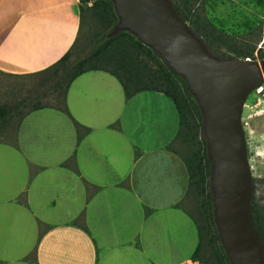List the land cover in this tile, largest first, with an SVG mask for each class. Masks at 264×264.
<instances>
[{
    "label": "crops",
    "instance_id": "crops-1",
    "mask_svg": "<svg viewBox=\"0 0 264 264\" xmlns=\"http://www.w3.org/2000/svg\"><path fill=\"white\" fill-rule=\"evenodd\" d=\"M78 3L0 0V71L27 74L56 62L75 40ZM66 103L72 117L91 129L79 143L71 119L51 108L22 119L18 148L0 142V264H200L191 258L197 227L175 207L187 190L188 173L168 148L179 129L173 102L156 91L126 100L114 76L95 70L73 80ZM101 131L111 134L105 148H99ZM117 147L129 162L128 190L122 192L129 200L116 205V196L109 195L105 202L99 191L86 203L81 178L102 182L86 175L81 156L94 160L89 166L96 176L115 174L100 154L117 153ZM73 152L80 176L61 166ZM6 156L25 178L14 180ZM23 191L25 203L19 200ZM85 203L89 232L74 222ZM39 224L45 226L40 233Z\"/></svg>",
    "mask_w": 264,
    "mask_h": 264
},
{
    "label": "trees",
    "instance_id": "trees-1",
    "mask_svg": "<svg viewBox=\"0 0 264 264\" xmlns=\"http://www.w3.org/2000/svg\"><path fill=\"white\" fill-rule=\"evenodd\" d=\"M172 1L181 16L214 52L222 55L232 52L242 58L253 56V51L261 40L264 0H250L259 7L257 11H260V16L258 12H255L254 18L243 15L239 24V27L250 31L259 22L260 31L256 32L255 38H241L242 41L239 43L231 39L232 35L224 32L222 28L217 33L215 26L204 23L200 15L194 12L196 5L202 0ZM78 15L77 36L70 48L56 62L37 72L11 74L33 77L35 84L21 101L11 107L0 106V126L14 115H17V122L20 124L30 112L51 108L65 113L71 119L79 143L91 129L72 117L67 107L66 96L73 80L87 71L100 70L114 76L119 81L126 100L141 91L164 94L173 102L179 117V129L171 141L177 143V150L169 147L171 142L168 148L183 160L187 169L188 186L184 197H193L196 200L201 198L199 207L194 208L195 213L180 206L182 199L175 205L193 220L198 230L199 242L191 258L200 264H229L213 220L209 187L210 163L206 155L205 141L198 137L201 115L185 81L174 74L154 51L132 34L121 32L114 37H107L117 21L110 0H79ZM84 26H90L93 30L90 46L80 53L72 54L80 39V30ZM220 45L226 46V50H222ZM258 50L260 52L262 49ZM260 58H264V53H261ZM115 126H118L117 122L111 125ZM13 143L14 147L18 148L16 137ZM61 166L79 174L75 152L61 163ZM85 182L89 185L87 181ZM20 196H25V191ZM145 213L148 214V211ZM252 217L254 226L264 242V213L255 197L252 202ZM205 245L208 256H204Z\"/></svg>",
    "mask_w": 264,
    "mask_h": 264
},
{
    "label": "water",
    "instance_id": "water-1",
    "mask_svg": "<svg viewBox=\"0 0 264 264\" xmlns=\"http://www.w3.org/2000/svg\"><path fill=\"white\" fill-rule=\"evenodd\" d=\"M110 1L117 21L107 37L135 36L185 81L200 110L213 220L229 264H264V242L252 217L254 182L242 124L247 97L264 82V58L217 54L172 0Z\"/></svg>",
    "mask_w": 264,
    "mask_h": 264
},
{
    "label": "rangeland",
    "instance_id": "rangeland-1",
    "mask_svg": "<svg viewBox=\"0 0 264 264\" xmlns=\"http://www.w3.org/2000/svg\"><path fill=\"white\" fill-rule=\"evenodd\" d=\"M257 10H259V7H256V5H254V2L250 0H202L199 4L196 5L194 12L200 15L204 23H207L211 26L212 25L215 26L217 33L221 31L220 28H222L224 32H227L230 35H232L231 39H235V41L239 43L240 41H242L241 38L243 39L255 38L256 32L260 31L259 22H257L254 28L250 31L244 30L242 26L239 27V24L243 19V15H248L254 18L255 17L254 15H256L255 12H258ZM259 12H258L259 14L258 16H260ZM262 20L264 21V16H262ZM92 33L93 30L90 26L89 27L84 26L83 29L80 30V39L76 45V49L72 51V54L80 53L90 46ZM263 42H264V23L261 28V40L256 45V48L253 51V56L248 58L257 61L261 60L260 55L261 53H264ZM220 47L222 50H226V46L220 45ZM260 48L262 50L259 52L258 49ZM225 54L226 55H222V54L219 55L227 56V57L236 56L232 52H226ZM34 84L35 81L33 80V77L11 75L0 71V106L11 107L15 103L21 101L22 98L27 96L29 90L32 89ZM261 86L263 87L261 93H256L254 91L251 92L247 97L246 100L247 108L243 109L242 124L245 130V136L247 140V155L253 174V182L255 187L254 197L256 198V201L258 202L260 207H262L264 213V82ZM17 120H18L17 115H14L11 118H9L5 124L0 126V141L8 142L12 146H14L13 141L15 140L16 131L19 126ZM198 134H199L198 137L203 139L202 121H201V126L198 129ZM107 135L111 136V134H108L105 131H101L97 134V136L101 138L99 139L100 142L99 148H105L103 142H105L106 140L109 141L110 138V137L107 138L106 137ZM112 144H113V140L110 139V146ZM169 147L173 148L174 150H177V143L171 142ZM117 150L118 152L113 154L110 153L100 154L107 157L108 164L112 165L114 172H116L115 174L96 176L93 170L91 171V166H89V163L91 161L93 162L94 160L86 154L85 155L83 154L81 156V160L84 166L83 168L84 171H86V175L90 177H98L102 182V183L100 182L97 183L90 181L91 183L89 182V185H87L85 182L86 180L83 177L81 178L82 179L81 183L84 185L86 191V198H85L86 203L89 202V200H91V197L96 196L97 192L99 191L103 192L102 197L103 200H106L105 202L109 201V199L112 200V196H116L114 199L115 202L112 201L116 205L117 204L121 205L123 202H126V199L129 200L125 192L122 193L123 191L128 190L127 167L129 162L125 152H123L121 149L119 151L118 147ZM137 154H139L138 150H135V156ZM5 158L10 162V170L11 172L14 173V177H13L15 178L14 180L18 182L20 178L21 180L22 178H25L23 175H21V172L17 164L13 163L12 161L13 159H10L11 158L10 156H6ZM30 169H31V173L37 171V169L33 168L32 165L30 166ZM113 175H117V176L113 178ZM119 175L122 177H119ZM111 180L113 181L110 182ZM105 188L106 191H103L105 190ZM114 188H117V191L113 190ZM22 193H24V191ZM109 195H112L111 198H109ZM19 200L25 202L26 198L25 196H20ZM210 200H211V196H210ZM200 201L201 198H198L196 200L193 199V197L191 198V197L183 196L180 206L187 211L195 213L194 208L199 207ZM86 203L81 208L74 222L77 225L84 227L85 230L89 232L88 225L86 222V212H85ZM211 207H212V202H211ZM43 211H45V209H43ZM106 224L108 225V223ZM44 228H45L44 225L39 224V230H40L39 233L42 232ZM206 248L207 247L205 245V247L203 248L204 256H208ZM30 259H32V256Z\"/></svg>",
    "mask_w": 264,
    "mask_h": 264
},
{
    "label": "built area",
    "instance_id": "built-area-1",
    "mask_svg": "<svg viewBox=\"0 0 264 264\" xmlns=\"http://www.w3.org/2000/svg\"><path fill=\"white\" fill-rule=\"evenodd\" d=\"M262 90H263V87H262V86H259V87H257V88L255 89V92H256V93H261ZM244 108H247V107H246V103L244 104L243 109H244Z\"/></svg>",
    "mask_w": 264,
    "mask_h": 264
},
{
    "label": "clouds",
    "instance_id": "clouds-1",
    "mask_svg": "<svg viewBox=\"0 0 264 264\" xmlns=\"http://www.w3.org/2000/svg\"><path fill=\"white\" fill-rule=\"evenodd\" d=\"M254 91H255V90H254ZM254 91H253V92H254ZM245 103H246V102H245Z\"/></svg>",
    "mask_w": 264,
    "mask_h": 264
}]
</instances>
